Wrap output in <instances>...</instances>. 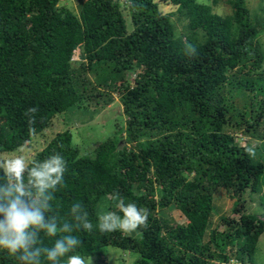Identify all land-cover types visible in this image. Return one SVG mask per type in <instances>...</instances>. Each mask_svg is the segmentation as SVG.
<instances>
[{"label":"trees","instance_id":"1","mask_svg":"<svg viewBox=\"0 0 264 264\" xmlns=\"http://www.w3.org/2000/svg\"><path fill=\"white\" fill-rule=\"evenodd\" d=\"M64 1L0 0V153L30 147L72 108L102 111L113 93L122 106L123 125L91 151L63 130L27 160L58 152L67 161L63 184L45 193L54 197L45 220L67 222L61 235L80 241L61 264L75 254L108 264L101 252L110 247L129 264H255L264 233V14L246 0H226L225 16L198 0H84L78 12ZM13 183L0 168V203ZM116 192L149 210L147 227L99 230L105 213L123 216ZM244 194L260 215L247 212ZM225 195L231 211L218 205ZM54 243L40 234L32 250ZM0 264L22 262L0 249ZM40 264H50L43 253Z\"/></svg>","mask_w":264,"mask_h":264},{"label":"clouds","instance_id":"2","mask_svg":"<svg viewBox=\"0 0 264 264\" xmlns=\"http://www.w3.org/2000/svg\"><path fill=\"white\" fill-rule=\"evenodd\" d=\"M30 133H34V130L30 129ZM0 168L4 169L5 177L15 180L5 193L7 199L0 203V216H3V220H0V249L6 250L22 264H40L42 253L50 264H61V259L73 252L80 241L76 237L61 235L70 230L67 222L62 228H58L55 218L45 220V213L51 210L49 201L54 199L53 195L45 193L63 184L67 161L61 154L54 152L42 163L35 160L27 162L23 156H19L4 161ZM32 189H35V195ZM111 198L118 201L116 208L123 216L111 211L100 216L97 226L101 232L119 230L128 233L139 227H147L150 214L147 208H140L135 202L125 204L118 192L111 194ZM79 207L80 203L76 202L70 211L76 213ZM76 218L81 219L79 216ZM82 223L85 231L93 229V224L87 220V213ZM40 234L55 240L54 246L32 250ZM58 236L60 238L56 239ZM39 242L43 243L42 240ZM65 264H89V258L82 259L79 254L68 255Z\"/></svg>","mask_w":264,"mask_h":264},{"label":"rangeland","instance_id":"3","mask_svg":"<svg viewBox=\"0 0 264 264\" xmlns=\"http://www.w3.org/2000/svg\"><path fill=\"white\" fill-rule=\"evenodd\" d=\"M80 1L84 0H68L64 1L63 4L70 10L78 12L81 6ZM214 1L216 2L214 3ZM198 2L211 5L216 14L225 16L230 13V8L227 5L226 0H198ZM246 5L251 13L255 12L257 14H264V0H246ZM160 7L163 6L160 5ZM262 42L264 46V37L262 38ZM73 60H77L76 55ZM113 97L114 102L105 109H101L102 111L98 110L95 112L91 109L72 108L65 113L56 115L51 127L43 132L42 135L37 136L38 138H35V142H32L30 147L23 148L20 152L14 154L0 153V162L3 165L4 161L15 159L19 156H23L27 161L36 151H39L44 147L46 140H50L56 135V133L62 132L63 130H69L71 132L72 143L82 154L91 151L96 146L95 143L102 142L113 135L115 124L122 126L124 123L122 119V106L120 105L119 97L116 93H113ZM237 140H239L240 144H253V141H250L249 137L243 136L240 133H237ZM242 198L247 212L258 215L263 212L262 206H255L251 202L250 206L247 202V196L245 194ZM254 198H256V196H254ZM234 203V198L230 197V195H225L218 199V205H222L221 208L225 211H229L231 209V205H234ZM169 214L175 219H178L179 217V212L176 210L170 212ZM103 253L107 255L108 264H129V261L127 260L129 259L128 256L124 255L122 257V251L119 249L110 247L107 250H103L101 254ZM94 257L98 256L94 255L93 258ZM90 258L91 257H89V262ZM254 261L255 264H264V233L258 240Z\"/></svg>","mask_w":264,"mask_h":264}]
</instances>
